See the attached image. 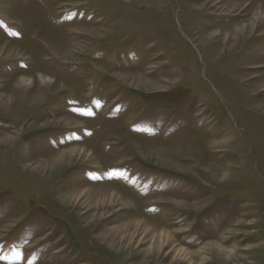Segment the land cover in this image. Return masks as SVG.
<instances>
[{
  "label": "rangeland",
  "instance_id": "obj_1",
  "mask_svg": "<svg viewBox=\"0 0 264 264\" xmlns=\"http://www.w3.org/2000/svg\"><path fill=\"white\" fill-rule=\"evenodd\" d=\"M0 264H264V0H0Z\"/></svg>",
  "mask_w": 264,
  "mask_h": 264
},
{
  "label": "bare ground",
  "instance_id": "obj_2",
  "mask_svg": "<svg viewBox=\"0 0 264 264\" xmlns=\"http://www.w3.org/2000/svg\"><path fill=\"white\" fill-rule=\"evenodd\" d=\"M103 10V9H102ZM216 50V49H215ZM210 51V50H209ZM200 53V52H199ZM213 54V53H212ZM208 56V55H207ZM214 58V57H213ZM205 59V58H204ZM241 117V116H240ZM247 127V126H246ZM228 128V127H227ZM253 129V128H252ZM244 131V130H243ZM259 132V131H258ZM238 141V138H237ZM262 142V141H261ZM230 143V142H229ZM236 144V143H235ZM241 145V144H240ZM238 146V145H237ZM244 148V147H243ZM241 150V149H240ZM247 196V195H246ZM255 206V205H254Z\"/></svg>",
  "mask_w": 264,
  "mask_h": 264
}]
</instances>
